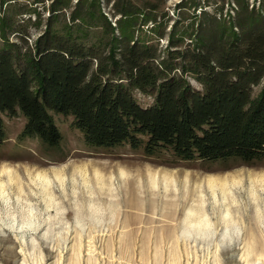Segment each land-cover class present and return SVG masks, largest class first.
Masks as SVG:
<instances>
[{"label": "rangeland", "instance_id": "1", "mask_svg": "<svg viewBox=\"0 0 264 264\" xmlns=\"http://www.w3.org/2000/svg\"><path fill=\"white\" fill-rule=\"evenodd\" d=\"M50 1L16 0L23 10L9 16L27 33L28 43L45 29ZM68 1L67 23L76 3ZM96 1L118 35L116 0ZM124 1L142 14L148 9L157 14L161 25L152 31L149 20L142 38L158 43L160 55L169 46L170 27L183 31L193 20L195 26L204 19L201 10L227 20L239 3L264 7V0ZM5 7L11 14L4 2ZM9 38L20 40L12 33ZM134 95L141 105L151 104L152 93L136 89ZM55 118L63 135L56 151L36 137L19 135L21 113L3 115L0 264H264V155L209 161L171 151L146 155L141 144L127 142L97 147L71 126V116ZM165 174L172 176L167 184ZM189 209L207 213L205 231L197 223L201 217Z\"/></svg>", "mask_w": 264, "mask_h": 264}, {"label": "trees", "instance_id": "2", "mask_svg": "<svg viewBox=\"0 0 264 264\" xmlns=\"http://www.w3.org/2000/svg\"><path fill=\"white\" fill-rule=\"evenodd\" d=\"M15 2L0 0V146L3 115L21 113L19 135L55 151L63 139L55 115H69L92 146L127 142L141 144L146 155L171 151L209 161L264 155V7L239 3L227 20L201 10L195 26L170 27L160 55L158 43L142 38L149 20L152 31L161 25L157 14H142L130 1L112 4L120 15L116 35L96 0H75L69 23L70 2L51 0L45 29L32 43L9 16L23 10ZM136 89L152 93L151 104L141 105Z\"/></svg>", "mask_w": 264, "mask_h": 264}, {"label": "bare ground", "instance_id": "3", "mask_svg": "<svg viewBox=\"0 0 264 264\" xmlns=\"http://www.w3.org/2000/svg\"><path fill=\"white\" fill-rule=\"evenodd\" d=\"M45 176V175H44ZM156 176V175H155ZM164 176V181H165V184H167V182H168V178H170V179H172V176H170V175H168L167 176V174H165V175H163ZM41 178H43V177H41ZM213 181V180H212ZM212 181H210L209 182V186H211V185H213V182ZM223 184H225V182H222L221 183V185H223ZM264 188V187H263ZM214 192V191H213ZM192 196V195H191ZM226 210V209H225ZM189 212H191V213H195L197 216H195L196 218H199V217H201L200 219H199V221H197V223H198V225H200V226H202V228H204V231H205V226L206 225H208V224H210V222H209V219L207 218L208 216H207V213L205 212V211H202V212H197V211H194V210H192V209H189ZM198 213V214H197ZM224 214V213H223ZM222 214V215H223ZM228 214V210H227V212L225 211V215H227ZM230 215V214H229ZM210 226V225H209ZM201 228V229H202ZM206 228H207V226H206ZM196 231V230H195ZM199 231H200V227H199ZM202 231V230H201ZM202 233H206V232H201V234Z\"/></svg>", "mask_w": 264, "mask_h": 264}]
</instances>
